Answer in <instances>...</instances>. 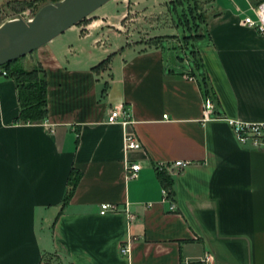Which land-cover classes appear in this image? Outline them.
I'll return each instance as SVG.
<instances>
[{
  "label": "crops",
  "instance_id": "crops-1",
  "mask_svg": "<svg viewBox=\"0 0 264 264\" xmlns=\"http://www.w3.org/2000/svg\"><path fill=\"white\" fill-rule=\"evenodd\" d=\"M256 5L211 0L192 43L223 119L201 122L197 77L167 64L163 40L131 42L104 14L19 60L44 71L41 123L16 121L15 81L0 77V264H181L207 253L209 264H264V153L240 145L226 121L264 122V38L243 24ZM117 103L131 125L107 123ZM126 134L141 149L125 151ZM127 161L141 166L135 178ZM177 161L187 165L155 170ZM102 204L117 210L100 214Z\"/></svg>",
  "mask_w": 264,
  "mask_h": 264
},
{
  "label": "rangeland",
  "instance_id": "rangeland-1",
  "mask_svg": "<svg viewBox=\"0 0 264 264\" xmlns=\"http://www.w3.org/2000/svg\"><path fill=\"white\" fill-rule=\"evenodd\" d=\"M54 0H1L2 15L15 18L32 19L36 13L47 4H55ZM172 0H113L104 8L92 13L84 21L99 19L103 14L110 25L115 26L125 33L131 42H138L143 47L151 43L155 45L164 41L165 59L167 64L179 66L183 70H189L191 63L193 39H185L184 36L191 34L186 28L192 26L188 1L181 0V3L172 5ZM190 5L195 6L200 13L207 16L208 11L204 5L211 0H191ZM259 4L264 0H251ZM168 7H165L164 5ZM167 8V9H166ZM195 10V16L198 12ZM104 12V13H103ZM201 15V16H202ZM181 18V21H180ZM195 33V30H193ZM187 43V44H186ZM185 44V45H184ZM181 58L178 61L177 58ZM21 66V64H18Z\"/></svg>",
  "mask_w": 264,
  "mask_h": 264
},
{
  "label": "built area",
  "instance_id": "built-area-1",
  "mask_svg": "<svg viewBox=\"0 0 264 264\" xmlns=\"http://www.w3.org/2000/svg\"><path fill=\"white\" fill-rule=\"evenodd\" d=\"M1 3V0H0ZM13 20H23L24 22H30L32 19L26 20L24 18H15L12 16L2 15V9L0 4V28L7 22ZM243 24L255 30L261 37L264 38V2L256 5L251 9V15H247L243 18ZM0 77H8L7 72L0 67ZM166 118V116H164ZM214 119H223L220 116L214 115V106L211 98H204L202 107L201 122L205 123L207 121ZM231 127L237 142L240 145H250L254 149L264 153V122H244L239 120H226ZM107 123H119L123 126H128L132 124L130 109L124 106L122 103L114 104L110 107L107 114ZM125 151H135L141 149V144L137 138L132 134H126L123 140ZM187 165L186 162L177 161L173 163H159L156 165L155 170L157 172H172L175 170H181ZM141 170L140 164L136 162H128L126 165V173L129 179L135 178L139 171ZM163 202L168 204V211L174 212L175 205L173 203L172 197L169 195V191L165 188L162 190ZM117 206L112 204H102L100 214L105 212H115ZM128 213L127 209H124ZM129 222L134 220L133 216L128 215ZM127 253V247L123 246L121 248V254L125 255ZM211 261L210 255L207 253L204 257L193 263L183 262L181 264H209Z\"/></svg>",
  "mask_w": 264,
  "mask_h": 264
},
{
  "label": "water",
  "instance_id": "water-1",
  "mask_svg": "<svg viewBox=\"0 0 264 264\" xmlns=\"http://www.w3.org/2000/svg\"><path fill=\"white\" fill-rule=\"evenodd\" d=\"M113 0H61L43 6L30 22L13 20L0 28V67L22 59Z\"/></svg>",
  "mask_w": 264,
  "mask_h": 264
},
{
  "label": "trees",
  "instance_id": "trees-1",
  "mask_svg": "<svg viewBox=\"0 0 264 264\" xmlns=\"http://www.w3.org/2000/svg\"><path fill=\"white\" fill-rule=\"evenodd\" d=\"M57 1L59 0H54L53 2ZM187 1L189 3L188 9L193 20V24L192 26H190L187 21L188 19H185L186 28L190 30L191 34L184 36V38H191L194 40L196 39V37H198L197 32L199 25L205 23V21L207 20V16L204 13L202 15L200 11L196 10L197 8L195 6L190 5V2H192L191 0ZM171 2L172 5H175L176 3L180 4L181 0H172ZM195 10L198 12V15L196 16ZM193 30H195V33H193ZM191 47L192 50H190L189 53L191 54L192 64L190 65L189 70H186V74L195 78L197 77V81L201 86L204 98H211V90L208 87L207 79L204 71L202 70L200 60L195 56L193 44H191ZM178 59L182 60L179 57ZM19 60L11 62L10 64L2 67L7 72L8 77L12 78L15 81L17 89V99L19 102V114L16 118V121L23 124H38L47 117L46 81L44 71L39 66L33 67L31 69H25L24 67L18 65ZM108 61L109 59H106L97 67H95L94 70L98 71L101 68L105 67ZM159 178L163 188L169 191V195L172 196L170 178L165 175H159ZM78 181V174L71 176V178L69 179V188L63 200V204L68 203ZM44 264H51V258H46Z\"/></svg>",
  "mask_w": 264,
  "mask_h": 264
}]
</instances>
